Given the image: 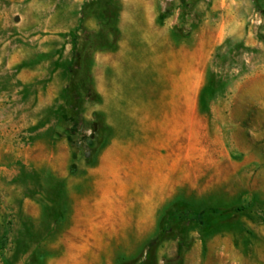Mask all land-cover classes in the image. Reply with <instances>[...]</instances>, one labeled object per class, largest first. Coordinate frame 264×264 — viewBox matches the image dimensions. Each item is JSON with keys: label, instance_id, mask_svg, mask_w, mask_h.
Segmentation results:
<instances>
[{"label": "rangeland", "instance_id": "obj_1", "mask_svg": "<svg viewBox=\"0 0 264 264\" xmlns=\"http://www.w3.org/2000/svg\"><path fill=\"white\" fill-rule=\"evenodd\" d=\"M98 1L0 0V264H264L257 58L185 9L120 52Z\"/></svg>", "mask_w": 264, "mask_h": 264}, {"label": "crops", "instance_id": "obj_2", "mask_svg": "<svg viewBox=\"0 0 264 264\" xmlns=\"http://www.w3.org/2000/svg\"><path fill=\"white\" fill-rule=\"evenodd\" d=\"M123 11L120 14L119 28L122 33L120 42V52L129 46L128 32L137 34L131 40H139L148 48L158 47L162 44L168 32L175 29L180 24L179 16L184 11H188L191 16L201 15L198 26L205 29L212 28L221 35L216 37L217 42L227 38L230 33L236 32L239 42L244 48L249 49V54L257 58L252 66L250 78L260 80L264 78V65L260 63L263 56L264 38H258V32L264 34V16L253 15L251 24L245 14V7L248 6L247 0H176L171 14H166L165 0H121ZM179 1V2H178ZM183 1L182 7L180 2ZM188 7V8H184ZM198 10H202L198 12ZM188 13V14H189ZM218 16L216 23L213 17ZM162 21V22H161ZM192 23V21H191ZM190 23V24H191ZM212 37L210 38L209 48L212 49ZM239 95V90L236 91ZM258 92V104L261 102V91ZM238 128V123H231Z\"/></svg>", "mask_w": 264, "mask_h": 264}, {"label": "trees", "instance_id": "obj_3", "mask_svg": "<svg viewBox=\"0 0 264 264\" xmlns=\"http://www.w3.org/2000/svg\"><path fill=\"white\" fill-rule=\"evenodd\" d=\"M98 6L102 9V15L106 18V21L103 22L104 25L110 26V32L114 34V42L112 45V49L117 47V42L119 39V30L117 28V20H118V12L120 10V4L115 0H99ZM112 7L109 9V7ZM208 91V88H204L200 94V100L203 102V97L205 93ZM175 222H194L200 223L202 221V215L199 213L192 212L188 209L185 210H177L172 213Z\"/></svg>", "mask_w": 264, "mask_h": 264}]
</instances>
